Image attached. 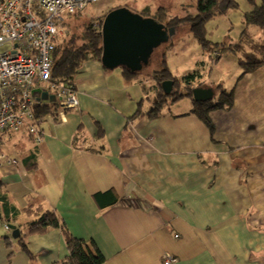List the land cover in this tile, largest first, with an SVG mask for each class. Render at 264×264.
I'll return each mask as SVG.
<instances>
[{"label":"crops","instance_id":"obj_1","mask_svg":"<svg viewBox=\"0 0 264 264\" xmlns=\"http://www.w3.org/2000/svg\"><path fill=\"white\" fill-rule=\"evenodd\" d=\"M237 3L245 13L253 9L248 0ZM159 8L136 12L153 16ZM210 23L209 37L220 43ZM248 32L264 41L254 26ZM214 69L199 70L200 82L225 88ZM149 79L144 85L140 74L128 79L122 69L88 61L70 87L77 106H58L40 119L43 143L27 130L3 137L2 153L19 164L0 168V264L68 257L60 227L30 232L40 212L54 213L75 238L94 242L106 264H165L167 255L172 264H264V65L239 76L230 108L209 113L213 132L193 113L190 98L150 117L158 86Z\"/></svg>","mask_w":264,"mask_h":264},{"label":"trees","instance_id":"obj_2","mask_svg":"<svg viewBox=\"0 0 264 264\" xmlns=\"http://www.w3.org/2000/svg\"><path fill=\"white\" fill-rule=\"evenodd\" d=\"M3 0H0L2 2ZM223 0H198L196 16H188L184 19H169L165 8H159L153 15L159 23L165 24L168 28L175 27L178 29L180 24L189 25L192 36L200 45L202 53L208 58L207 62L212 66L218 65L225 57L236 55L239 65L243 68L244 74L253 72L254 70L264 65V41H257L248 32V27L254 26L264 30V0H248L252 6L250 12L244 13L243 16V31L239 41L235 44H226L223 42H214L210 39L207 31V24L225 14L229 9L239 8L236 0H226V11L220 10V3ZM78 13L72 16H80ZM68 16V17H72ZM147 17L148 15H144ZM106 17V16H105ZM97 20L100 25L99 29H94V21L84 25L74 27L73 23H66L65 19L58 22L61 33L55 40V51L52 56L53 69L51 82L65 88L74 87L75 78L78 71L88 61H100L102 58V23L104 18ZM174 40L172 39L168 45L173 47ZM165 56H163L162 70L152 73V79L158 86V92L155 97V105L148 113L150 117H158L161 109L168 102H178L182 98H190L193 102V113L196 114L213 132L214 126L209 117V113L224 108H230L233 104V92H228L222 85L216 86L214 91L219 92L218 101L198 103L193 99L192 91L196 87H210L204 82H200L203 75L200 69L193 71L183 77L174 75L166 64ZM205 62H200L199 67L205 66ZM198 67V68H199ZM123 74L128 79H133L139 76L140 73L133 74L126 69H122ZM208 74H210L208 72ZM171 81L173 83L174 92L168 96L162 90L164 82ZM50 87V85H48ZM75 88V87H74ZM212 88V87H211ZM183 89V96L180 97V91ZM59 104L42 102L35 106L36 115L38 118L45 117L49 114H54L55 109ZM137 114V116H139ZM102 135V134H101ZM33 208L27 209V212ZM48 227L61 228L68 250V257L56 264H106V259L100 249L92 241H85L75 238L69 231L66 225L61 222L58 217L52 212H40L39 219L31 223L29 226L30 232H44ZM27 238V237H26ZM26 238H21L23 250L33 259L34 255L30 251Z\"/></svg>","mask_w":264,"mask_h":264},{"label":"built area","instance_id":"obj_3","mask_svg":"<svg viewBox=\"0 0 264 264\" xmlns=\"http://www.w3.org/2000/svg\"><path fill=\"white\" fill-rule=\"evenodd\" d=\"M98 0H3L0 2V168L18 165L15 157L2 153L8 132L27 130L37 144L44 141L36 115L32 90L50 85L59 106H77L73 88L51 82L55 40L61 33L58 22L83 13ZM99 29V24L93 25ZM11 45L10 50H2ZM167 255L165 264H172Z\"/></svg>","mask_w":264,"mask_h":264},{"label":"rangeland","instance_id":"obj_4","mask_svg":"<svg viewBox=\"0 0 264 264\" xmlns=\"http://www.w3.org/2000/svg\"><path fill=\"white\" fill-rule=\"evenodd\" d=\"M257 2H259V0H257ZM123 4H127L128 8L133 12H142V10L147 6H149L151 9L154 7L159 8L161 6H166L168 8L167 12L169 19H184L188 16H196L198 13V0H98L96 3H92L86 9L84 14L82 13L80 16L66 17L65 22H72L74 27L78 25H84L88 22H91L93 18L98 17L103 12L108 13L113 10V8L120 7ZM244 13V7L240 5L239 8H231L229 13L222 14L212 20L208 26V30L210 31L214 27L212 30L213 38H220L219 40L226 44L237 43L239 41L240 33L243 30L242 22ZM254 28L259 31V36H264V34H262L264 33V30L257 27ZM177 30V34L173 39L175 43L174 46L171 49L166 50L167 46L165 44L156 49L150 59L149 65L145 66L140 72V77L145 83L144 85H150L151 80L149 77L151 76L152 72L161 71L163 69L162 56L164 53L167 54V66L175 75L179 77H183L196 70L202 60L206 61V64L205 66H202V68L199 67L197 70L200 69L204 74L209 72L210 64L207 62L206 57L201 51V48L192 36L189 25L180 24ZM262 38L264 40V37ZM10 49L11 45H5L2 48V50ZM233 58L237 61L238 57L236 55H231L229 59L225 57L218 66H214V76H221L223 84H226L225 89L228 92H231L234 89V86L238 82L239 76L244 73L243 68L235 63ZM213 84L211 87L215 89ZM51 91L52 93H56V91L53 89ZM219 98V92L216 91L214 101H218ZM148 105L149 102L145 101V106Z\"/></svg>","mask_w":264,"mask_h":264},{"label":"water","instance_id":"obj_5","mask_svg":"<svg viewBox=\"0 0 264 264\" xmlns=\"http://www.w3.org/2000/svg\"><path fill=\"white\" fill-rule=\"evenodd\" d=\"M227 1L220 3V10L226 11ZM102 58L101 63L107 70L126 69L133 74L140 73L148 66L156 49L169 43L177 34V28H168L152 17L131 11L126 7L109 12L102 23ZM162 90L168 96L173 93L171 81L162 84ZM193 99L198 103L212 101L215 91L211 87H196L192 91ZM183 96V89L180 97ZM32 97L39 103L57 101L56 95L42 87L32 90ZM1 218V214H0ZM14 239L20 237V231L9 225Z\"/></svg>","mask_w":264,"mask_h":264}]
</instances>
